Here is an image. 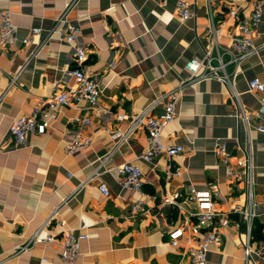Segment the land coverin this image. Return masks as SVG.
I'll list each match as a JSON object with an SVG mask.
<instances>
[{"label":"crops","instance_id":"crops-1","mask_svg":"<svg viewBox=\"0 0 264 264\" xmlns=\"http://www.w3.org/2000/svg\"><path fill=\"white\" fill-rule=\"evenodd\" d=\"M253 4L190 0L192 17L182 22L175 0H0V16L12 12L18 38L41 28L31 43L0 50V264H61L58 220L71 229L86 226L89 237L81 242L76 264H187L188 251L200 237L189 243L183 237L173 248L168 232L183 226L186 211L197 205L181 197L178 209L163 200L175 193L185 195L189 187L216 190L213 208L229 219L220 231V247L208 253V264H264V132L256 130L257 118L246 132L221 82L213 77L189 80L185 68L187 61L200 60L210 50L215 64L219 59L226 64L244 108L256 114L258 95L248 91L247 82L257 78L264 83V22L253 40L258 50L237 65L228 63L234 56L229 38L235 24L227 12L236 7L247 17ZM62 13L66 26L80 29L73 43L65 41L66 26L57 21ZM78 44L86 49V65L103 112L64 107L44 134L15 144L9 132L14 118L31 115L49 95L75 87L69 70ZM173 91L180 92L177 117L162 130L161 139L183 150L173 160L180 175L167 179L163 156L142 158L146 130L129 131L130 120L118 121L116 115H133L150 105L151 113L159 115ZM116 131L126 137L112 139ZM82 136H91V145L66 155L68 144ZM218 141L226 143L232 164L248 141L252 145L257 238L251 241L247 262L242 217L233 210L246 205L247 187L243 180L230 182L226 177L225 165L214 153ZM128 162L142 172V194L118 182L114 169ZM100 182L107 186L108 197L98 190ZM138 202L142 210L134 213ZM53 212L43 230L55 242L16 254V247Z\"/></svg>","mask_w":264,"mask_h":264},{"label":"built area","instance_id":"built-area-1","mask_svg":"<svg viewBox=\"0 0 264 264\" xmlns=\"http://www.w3.org/2000/svg\"><path fill=\"white\" fill-rule=\"evenodd\" d=\"M176 10L180 21H186L192 17L190 9V0H175ZM209 3V2H208ZM264 0H254L252 12L249 16H240L238 8L230 7L227 12L228 18L232 19L235 24V31L229 38L231 50L234 56L228 63L237 65L240 61L253 54L258 50L254 44V38L257 34V28L261 22H264ZM211 8L209 7V13ZM12 12L4 11L0 16V50L3 48H11L19 44L25 46L32 42L33 36L41 32L40 27L31 29L29 35L18 38V27L11 20ZM64 13L57 19L66 26L63 19ZM67 32L64 39L68 43H73L77 40L80 29L77 26L67 25ZM212 31L214 26L212 25ZM31 58V57H30ZM27 60V62L30 60ZM87 52L85 47L78 44L75 47L73 63L70 67L69 74L75 82V87L67 88L63 91L53 93L44 99L40 106L36 107L31 115H21L14 118L9 125V132L13 141L17 145H24L27 138L31 135H42L46 129L55 123L64 107L72 106L75 109H82L90 112H103L99 106V90L96 81L92 76L88 66L86 65ZM186 70L190 73L189 80L195 78H215L221 82L225 89L228 98L235 105V113L233 114L238 121L242 123L246 132H249L250 123L254 118L259 121L256 125V130L264 132V83L257 78L250 79L247 82L248 91L258 95V109L256 114L247 111L241 103L240 95L234 87L233 77L226 71V64L222 60H218L215 64L211 56L210 50L206 51L203 58L200 60L191 59L185 64ZM202 74H200V70ZM233 76V75H232ZM15 77L10 80L11 87L15 82ZM180 92L173 91L169 93L164 101L162 111L159 115L151 113L154 105H150L143 111L133 115L119 113L116 115L118 121L129 119V131L135 130L138 127H143L146 130L147 148L142 158L145 161H150L156 156H163L166 159L165 178L169 179L180 175V169L173 164L174 158L182 152L181 145H170L161 139L162 130L177 117L176 104L179 99ZM84 122H87L84 120ZM128 131V132H129ZM127 133L119 131L111 134L112 139H124ZM91 136L77 137L65 149L66 155H71L80 152L84 147L91 145ZM214 153L225 165V175L230 182L243 180L246 185V205L241 208L238 205L233 209L241 214L243 221V232L245 235L244 256L246 262L249 260L251 250V235L254 219L257 214L253 201V151L250 141L246 149L242 150L241 157L236 159V163L230 162L231 155L228 153L226 143L218 141L214 146ZM115 172L118 177V182L123 189L134 191L142 194L143 180L140 168L132 163H124L115 167ZM98 190L104 197H108L109 191L107 186L100 182ZM218 192L199 191L194 187H189L187 193H175L164 198V203L176 206L181 209V197L194 201L197 205L194 211H186L188 218L181 227H173L168 232V240L171 247L176 248L183 237H187V242L191 241L192 237L199 236L201 241L188 251L187 264H208V253L211 248L218 249L221 245L222 236L221 229L229 225V219L225 215H219L213 208L214 200L217 198ZM142 210L140 202L132 207L135 213ZM56 213V212H55ZM55 213L45 221L42 227L37 230L26 241L20 243L16 247V254L30 250L35 245L46 246L55 242V237L45 233L44 228L48 227L54 218ZM189 217H195V222H191ZM56 225L61 232L59 257L61 264H76L80 256V246L83 240L89 237L86 231V226L81 224L77 229H71L66 226L64 220H58ZM85 231H84V230ZM42 261H46L43 259Z\"/></svg>","mask_w":264,"mask_h":264},{"label":"trees","instance_id":"trees-1","mask_svg":"<svg viewBox=\"0 0 264 264\" xmlns=\"http://www.w3.org/2000/svg\"><path fill=\"white\" fill-rule=\"evenodd\" d=\"M257 238V233L255 232L254 225L252 227V235H251V241L255 240Z\"/></svg>","mask_w":264,"mask_h":264}]
</instances>
